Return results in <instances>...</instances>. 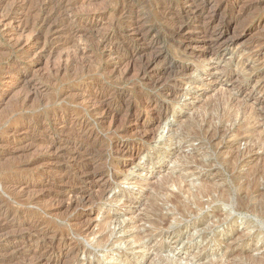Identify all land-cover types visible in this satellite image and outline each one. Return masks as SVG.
I'll return each mask as SVG.
<instances>
[{
	"label": "rangeland",
	"instance_id": "374dc122",
	"mask_svg": "<svg viewBox=\"0 0 264 264\" xmlns=\"http://www.w3.org/2000/svg\"><path fill=\"white\" fill-rule=\"evenodd\" d=\"M0 264H264V0H0Z\"/></svg>",
	"mask_w": 264,
	"mask_h": 264
},
{
	"label": "bare ground",
	"instance_id": "6f19581e",
	"mask_svg": "<svg viewBox=\"0 0 264 264\" xmlns=\"http://www.w3.org/2000/svg\"><path fill=\"white\" fill-rule=\"evenodd\" d=\"M192 4H194L193 1H192ZM180 29H181V28H178V31H179ZM145 63H146V62H145ZM147 63H148V62H147ZM144 65H145V64H144ZM171 93H172V92H171Z\"/></svg>",
	"mask_w": 264,
	"mask_h": 264
}]
</instances>
